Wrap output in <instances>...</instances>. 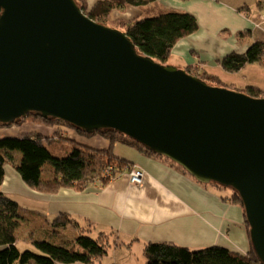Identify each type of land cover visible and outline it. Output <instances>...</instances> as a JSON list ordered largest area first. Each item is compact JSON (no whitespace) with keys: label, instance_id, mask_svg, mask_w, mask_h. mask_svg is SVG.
I'll use <instances>...</instances> for the list:
<instances>
[{"label":"water","instance_id":"95a60500","mask_svg":"<svg viewBox=\"0 0 264 264\" xmlns=\"http://www.w3.org/2000/svg\"><path fill=\"white\" fill-rule=\"evenodd\" d=\"M29 112L114 129L199 182L232 189L264 264V96L138 53L74 0H0V123Z\"/></svg>","mask_w":264,"mask_h":264},{"label":"crops","instance_id":"0c3cea01","mask_svg":"<svg viewBox=\"0 0 264 264\" xmlns=\"http://www.w3.org/2000/svg\"><path fill=\"white\" fill-rule=\"evenodd\" d=\"M86 1L92 6L97 0ZM262 5L264 0H157L156 9L151 8V12L157 9L187 12L197 19V29L173 45L168 57L173 60L172 64L191 68V73L199 70L214 73L231 85L223 87L245 92L246 86L264 89V62L249 63L229 72L220 60L230 52H244L254 42L264 43ZM142 14L143 9L134 5L112 11V17L126 20ZM14 129L11 134L21 133L19 127ZM62 129L69 138L91 147L110 146L99 135L85 137ZM45 132L55 131L49 128ZM112 151L144 171L141 184H132L124 172L101 186L89 184L83 190L64 187L55 193H44L26 185L10 165L6 166L0 190L17 201L22 216L29 219L26 214H34L38 220L37 226L35 220L27 221L30 222L27 234L51 228L49 223L53 219L61 214L69 215L80 226L91 228L93 234L112 232L107 255L98 261L114 253L115 259L108 264L124 260L115 254L117 251H125L122 257L133 250L143 256L145 242H171L189 249L221 246L243 255L248 252L243 210L223 200V191L134 147L115 142ZM54 230L68 238L76 236L70 225L62 231Z\"/></svg>","mask_w":264,"mask_h":264},{"label":"trees","instance_id":"16d2710c","mask_svg":"<svg viewBox=\"0 0 264 264\" xmlns=\"http://www.w3.org/2000/svg\"><path fill=\"white\" fill-rule=\"evenodd\" d=\"M91 19L98 23L119 29L127 34L140 54L152 57L165 64L176 41L192 32L197 27L196 17L187 12L160 11L156 9L157 0H97L89 6L86 0H74ZM134 5L143 9L142 17L129 20L112 17V11ZM222 67L229 72L238 71L249 63L264 62V43L254 42L244 52H230L220 60ZM185 70H188L187 68ZM197 76L212 85L227 86L214 73L199 70ZM244 93L254 97H263L264 89L246 86ZM234 90V89H233ZM19 126L32 123L38 127L37 132L7 133L0 137V185L5 176V167L10 165L21 180L29 187L45 193H55L60 188L83 190L90 184L91 176L97 175L110 162L121 171L125 160L117 157L112 151V144H122L136 148L139 152L161 158L178 170L190 175L184 168L169 158L152 152L136 140L114 129L87 131L76 128L65 121L54 117H42L32 112L18 118ZM13 123L1 124L10 126ZM71 129L76 135L91 137L99 135L108 140V148L97 149L69 138L64 130ZM52 128L53 134L45 130ZM65 129V130H66ZM56 145L59 152L53 151ZM110 161V162H109ZM195 178V177H193ZM206 184V183H204ZM208 184V183H207ZM219 191L229 189L210 182ZM230 190L224 193L223 200H229L242 208L238 194ZM23 216L17 201L0 190V264H95L106 256L110 248V235L98 232L93 234L91 228L80 226L69 215L61 214L49 224L51 228L36 229L22 239L16 238L15 231ZM70 225L76 236L68 238L55 232L57 227ZM244 226L249 241L246 254H239L221 246H208L200 249H189L171 242H145L142 255L143 264H260L249 239V226Z\"/></svg>","mask_w":264,"mask_h":264},{"label":"rangeland","instance_id":"374dc122","mask_svg":"<svg viewBox=\"0 0 264 264\" xmlns=\"http://www.w3.org/2000/svg\"><path fill=\"white\" fill-rule=\"evenodd\" d=\"M263 8H264V5H262V7H261V11L263 10ZM173 63V60L171 59V58H169L166 62H165V64H170V65H173V66H176V64L174 65V64H172ZM176 67H178V66H176ZM181 69H183V68H181ZM188 70H186L187 72H189L190 74H192V75H195V76H197L196 74V72L194 71V73L192 72L191 73V71H193V70H191V68H187ZM185 70V69H184ZM237 78H238V76H236ZM217 86H219V85H217ZM34 124H32V123H24V124H22L21 126H19L17 123H13V124H11L10 126H0V137L1 136H5L7 133H11V132H13L15 129L14 128H18L19 127V129H18V132L20 133H26V132H37V131H35V130H37L38 129V127H36V126H33ZM6 130V131H5ZM69 130H71V129H69ZM72 131V130H71ZM47 132H49V131H47ZM88 143V142H87ZM59 144H61V143H56L53 147H51L52 149H53V151H55V152H59L60 150L58 149V147L56 146V145H59ZM89 144V143H88ZM94 144V143H93ZM92 145V144H91ZM98 145V144H97ZM95 147H98L99 149H103V148H101V147H99V146H96L95 145ZM97 148V149H98ZM113 153H114V151H113ZM122 159V158H121ZM123 160H125V159H123ZM126 161V163H124L123 164V169H121V171L119 170V174L117 175V177H112V176H108V175H106L105 174V168H108V167H110V166H113L112 164V162H110L109 164H107L101 171H100V173L99 174H97V175H94V176H91V178L89 179L90 180V184H96V185H103V184H105L106 182H108V181H111V180H113V179H116V178H118V177H120L124 172L127 174V176H128V178H129V171L133 168V167H137L136 165H131V163L130 162H127V160H125ZM114 167V166H113ZM137 168H139V167H137ZM141 169V168H140ZM142 170V169H141ZM142 174L144 175V171L142 170ZM141 178H143V176L141 177ZM131 183H132V181L131 180H129ZM141 182H142V179H141ZM141 182H139V183H136V184H141ZM132 184H135V183H132ZM45 193V192H44ZM54 193V192H53ZM223 193H225L226 195H228V194H230V190L228 189H225V190H223ZM229 196V195H228ZM236 204V203H235ZM238 205V204H237ZM239 206V205H238ZM243 210V209H242ZM27 215V217H29V219H33V220H35V222H36V224H35V226H37L38 225V220H36L35 218H36V216L34 215V214H26ZM34 215V216H33ZM28 218H26L25 216H23V218L22 219H20V224H19V226H18V228L16 229V231H15V236H16V238H18V239H20V249H22L23 250V248L21 247V244H22V239H25L26 238V236H28L29 234H27L28 233V227L30 226L29 224H30V222H27L28 220H29ZM47 225H48V223H47ZM46 225V226H47ZM50 226V225H49ZM68 225H65V228L67 227ZM60 231H62V228L61 227H57ZM65 228L63 227V230H65ZM58 230V231H59ZM59 231V232H60ZM61 233V232H60ZM59 233V234H60ZM111 233L112 232H110L109 233V235H110V237H111ZM31 234V233H30ZM111 239V238H110ZM112 243V241L110 242V244ZM125 251H117L115 254H120L121 255V258L122 259H124L122 262H118V264H143L144 263V261H145V259H144V257L143 256H141V254L139 253V252H136L135 250H133L132 252H129L128 253V255L126 256V257H122V255H123V253H124ZM114 253H109V256L107 257V258H104V260L102 261V262H100V263H98L97 261L95 262V264H108V263H110V262H112L113 261V259H115L114 258V255H113ZM107 255V254H106ZM124 256V255H123ZM30 264H32V263H30Z\"/></svg>","mask_w":264,"mask_h":264},{"label":"built area","instance_id":"2783aa9c","mask_svg":"<svg viewBox=\"0 0 264 264\" xmlns=\"http://www.w3.org/2000/svg\"><path fill=\"white\" fill-rule=\"evenodd\" d=\"M261 18H264V8L261 11ZM105 174L108 176H112V177H117V175L119 174V171H117V169L113 166H110L108 168H105ZM129 180L132 181V183H139L141 182V177L143 176L142 174V170L140 168L137 167H133L130 171H129Z\"/></svg>","mask_w":264,"mask_h":264}]
</instances>
